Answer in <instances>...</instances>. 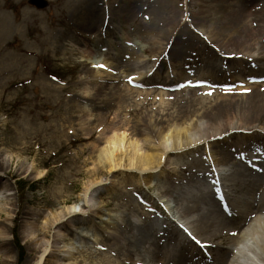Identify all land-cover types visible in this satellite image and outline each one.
<instances>
[{
    "label": "rangeland",
    "instance_id": "374dc122",
    "mask_svg": "<svg viewBox=\"0 0 264 264\" xmlns=\"http://www.w3.org/2000/svg\"><path fill=\"white\" fill-rule=\"evenodd\" d=\"M222 1L208 4L214 7ZM226 1L235 5L243 0ZM244 1L246 9L210 10V18L193 23L189 15L203 7L189 0H0V227L6 231L0 244L7 243L10 255L6 258L0 251V264H37L44 248L40 264H113L109 237L117 232L126 236L127 222L148 224V215L156 222L165 221L167 213L173 217L163 201L173 207L179 192H197L198 172L218 178L233 169L264 167V128L247 131L245 140L229 134L210 142L208 149L200 144L190 152L178 151L161 172L144 174L150 176L147 181L126 165L125 156L122 166L110 171L95 161L92 149L94 140L102 137L97 131L105 126L124 127L128 139L136 140L141 124L150 125L155 119L172 127L183 118L188 125L195 114L180 107L191 93L203 100L199 103L205 109L215 104L208 89L215 82L224 85L234 80L233 89L241 94L251 81L264 79L263 43L253 55L243 57L244 62L234 64L222 65L218 58L204 54L206 46L222 54L204 29L243 30V15L263 14L264 0ZM168 16L184 21L168 24ZM174 27L180 33L176 47L203 54L201 62L175 50L167 56L160 33ZM84 45L92 51L89 59L81 56ZM84 86L87 94L82 93ZM226 109L217 105L212 117ZM57 110L61 118L53 115ZM169 114L176 120H170ZM37 130H47L42 139H51L52 145H37L30 136ZM90 132L93 139L78 141ZM241 156L255 162H241ZM70 169L73 175L68 176ZM94 171L101 173L97 179ZM91 182H96L94 192L85 196ZM260 194L264 186L255 188L254 195ZM152 201H158L164 213H152ZM193 216L189 213L185 218ZM180 230L193 238L190 230ZM207 237L194 239L204 253L198 264L214 260L212 243L203 241ZM117 244V255L122 257L123 243ZM143 250L139 247L132 256L134 263Z\"/></svg>",
    "mask_w": 264,
    "mask_h": 264
},
{
    "label": "bare ground",
    "instance_id": "6f19581e",
    "mask_svg": "<svg viewBox=\"0 0 264 264\" xmlns=\"http://www.w3.org/2000/svg\"><path fill=\"white\" fill-rule=\"evenodd\" d=\"M189 2L192 4L199 3L203 7H199V13L189 15L188 21L193 23L206 21L207 17L210 18L211 15H208L210 10L226 9L233 11L236 7L234 12L236 13L242 8H247L244 0L240 3L236 2L235 5L223 0L221 5H215L214 7H209L208 2L210 0H189ZM237 3H239V10L237 9ZM240 19L244 26L243 30L231 28L232 31L218 30L214 32V30L204 29V34L207 35L211 44L222 49V54H231L230 57H227L214 53L212 48L206 46L204 47L206 56L218 58L219 63L222 65L230 62L233 64L244 62L243 57L253 55L257 51L258 45L264 44V11L263 14L258 16L245 14ZM183 21V18L179 19L177 16L167 17L168 24L175 23L177 26ZM179 34L176 27L165 31L163 34L160 33L161 38L166 41L167 56L175 50L182 54L187 53V57L193 58L195 62H201L203 54L176 47ZM229 50L231 52H228ZM91 55V49L84 45L81 56L89 59ZM259 60L263 59L259 58ZM161 62H163V59ZM207 66L205 64V67ZM237 70L239 69L234 68V71ZM263 81L264 79L251 81L241 94L239 89H233L234 80L226 81L224 85L215 82L208 88L211 91L209 93L216 100L215 104L207 105L205 109L199 103L203 100L197 98L195 92H193L190 100H186V103L180 107V109L185 110L183 111L185 113L192 112V114H195L188 125H185L182 117L181 121L175 122L172 127L163 126L164 121L155 119L150 125L147 123L141 124L137 131L136 140L128 139L124 127L115 124L105 126L97 131L102 137L95 139V143L92 145V149L95 151V161L98 164H106L111 171L122 166V157L125 156L124 162L126 165L143 176L155 169L161 172V168L168 164L170 158L178 151L190 152L200 144L205 145L208 149L210 142L218 141L229 134H235L239 139L245 140L243 135L247 131L264 128L263 125L261 126V123L264 122ZM139 84L148 85L144 82ZM45 86L54 91L51 85L46 83ZM99 87H102V84H99ZM62 91L67 92L68 89L64 88ZM82 93H88L87 86L82 87ZM148 93L147 91L144 94L143 99H146V96L148 97ZM171 96L170 92L166 93L167 99L170 100ZM160 100H163L162 95ZM220 104L225 105L227 109L212 117L213 111ZM76 107L79 108L78 105ZM80 111L82 110L79 109ZM53 115L61 118L58 110ZM169 119L174 120L175 117L169 114ZM177 120H180L179 115H177ZM46 131H35L30 135L31 139L39 146L52 145L51 139L44 141L42 139V135ZM51 135H53V132ZM83 139H93L92 133H87L86 137H80L78 141H83ZM100 144L101 146L98 147ZM239 159L245 163L253 161L246 156H241ZM206 160L210 162L212 157L207 156ZM63 162L65 163L67 160ZM110 173L113 174L112 172L108 174L110 175ZM67 174L71 176L73 171L70 169ZM99 174H101L99 171H94L92 176L97 179ZM197 174L200 178L199 184L194 187L197 192H192L191 189L179 192L177 202L173 207L168 205V201H163L173 217L167 213L165 214V221L156 222L151 215H148V224L139 225L127 222L123 225L126 236L117 232L109 237L112 244L108 249L115 259L113 264H149L155 260L160 261L161 264H198L197 259L202 260L204 253L196 247L194 239H198L203 234L208 236L203 241L212 243L209 249L212 252V257H214L213 261H208L206 264H264V194L254 195L257 186H264V167H247L245 170L233 169L218 178L210 172H198ZM208 175L211 178H205ZM144 177L147 178L145 181L150 179V176L144 175ZM107 178L106 176L105 179ZM95 185L96 182L90 183L91 187L87 189L85 196L93 194ZM149 206V210L154 214L164 213V209L158 201H152ZM189 213L194 214V216L186 219L185 215ZM69 217L73 218V216ZM59 224L57 225L59 226ZM180 227L190 230L193 238H190L184 230H180ZM5 233V229L0 227V237H4ZM118 241L123 243L122 250L124 254L122 257L117 255V250L120 249L117 244ZM166 241L172 242L170 247L161 245L162 242ZM6 245V242L0 244V251L6 258H10ZM139 247L144 249V255L137 254L136 261L138 263H134L132 256L137 253ZM46 250L44 248L41 252L37 264H40L42 255L45 254Z\"/></svg>",
    "mask_w": 264,
    "mask_h": 264
},
{
    "label": "snow or ice",
    "instance_id": "6c2138e0",
    "mask_svg": "<svg viewBox=\"0 0 264 264\" xmlns=\"http://www.w3.org/2000/svg\"><path fill=\"white\" fill-rule=\"evenodd\" d=\"M95 67H101V68H103L104 65H95ZM129 79H131V78H129Z\"/></svg>",
    "mask_w": 264,
    "mask_h": 264
}]
</instances>
